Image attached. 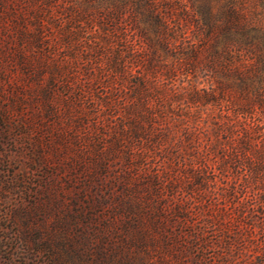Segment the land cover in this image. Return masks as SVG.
<instances>
[{"label":"trees","instance_id":"1","mask_svg":"<svg viewBox=\"0 0 264 264\" xmlns=\"http://www.w3.org/2000/svg\"><path fill=\"white\" fill-rule=\"evenodd\" d=\"M242 1L178 19L167 0H0V126L32 132L40 155L39 130L52 141L65 115L54 139L102 161L99 175L118 164L120 191L150 201L123 200L143 247L137 226L166 217L182 264H264V0L249 17ZM192 21L208 49L184 36Z\"/></svg>","mask_w":264,"mask_h":264},{"label":"rangeland","instance_id":"2","mask_svg":"<svg viewBox=\"0 0 264 264\" xmlns=\"http://www.w3.org/2000/svg\"><path fill=\"white\" fill-rule=\"evenodd\" d=\"M167 1L172 17L180 19L194 18L198 10L218 15L226 0ZM242 3V12L249 17L256 1ZM193 21L184 36L208 49L207 35ZM203 55L195 68L199 88L207 86L210 78L203 68ZM5 72H9L7 66ZM181 78L179 74L177 79ZM217 79L231 85L234 95L239 92L234 77L218 74ZM3 86L0 102L5 104L9 93L8 86ZM20 112L27 118L36 116L27 108ZM11 119L15 120L14 115ZM67 123L65 115L55 116L49 128L52 141L45 130H39L40 155L30 147L32 132L26 135L22 126L12 122L0 126V264H182L184 258L177 255L172 240L175 227L168 218L162 217L158 225L145 221L137 226L148 233L144 247L134 234L126 233V195L132 197L133 205L150 207V201L143 192L120 191L118 164L109 161L106 173L99 175L102 161H92L88 152L71 142L55 140L57 131H70Z\"/></svg>","mask_w":264,"mask_h":264}]
</instances>
